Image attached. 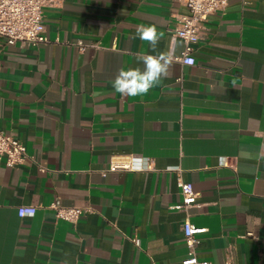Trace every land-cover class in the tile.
Returning a JSON list of instances; mask_svg holds the SVG:
<instances>
[{
  "label": "crops",
  "instance_id": "obj_1",
  "mask_svg": "<svg viewBox=\"0 0 264 264\" xmlns=\"http://www.w3.org/2000/svg\"><path fill=\"white\" fill-rule=\"evenodd\" d=\"M187 12L179 0H63L44 9L47 42L0 38V130L28 154L0 159V264H184L179 179L197 193V257L264 264V0L210 14L192 65L173 36ZM139 25L163 33L172 63L161 85L122 96L118 71L156 54ZM132 155L152 168L107 170ZM54 202L88 210L70 222Z\"/></svg>",
  "mask_w": 264,
  "mask_h": 264
},
{
  "label": "built area",
  "instance_id": "obj_2",
  "mask_svg": "<svg viewBox=\"0 0 264 264\" xmlns=\"http://www.w3.org/2000/svg\"><path fill=\"white\" fill-rule=\"evenodd\" d=\"M188 7V12L179 16L173 36L182 38L185 48L181 56L176 57L184 64L195 63L193 55L194 45L202 38L204 22L209 15L218 9L227 6L228 0H179ZM63 0H0V38L9 44L37 46L47 42L45 24L43 21L44 9L49 6H58ZM80 50L87 46L98 48L99 42L85 43L78 40ZM191 61L189 64L188 61ZM28 157L26 145L16 136L0 130V159H4L8 166L22 164ZM152 168V160L142 156H128L125 159L111 160L107 170H149ZM179 187L182 195V203L178 208L186 212L183 221V232L189 256L183 260L184 264H214L209 260H201L197 257L196 249L200 242L198 234L204 228L196 226L189 214V208L196 204L197 193L190 182L179 179ZM56 210L58 218L70 222L77 221L88 208L82 206H65L60 202L51 205ZM35 205H22L18 208L20 217L32 216L36 212ZM31 211L33 214L29 215ZM139 242L138 238H133ZM226 264H235L228 260Z\"/></svg>",
  "mask_w": 264,
  "mask_h": 264
},
{
  "label": "clouds",
  "instance_id": "obj_3",
  "mask_svg": "<svg viewBox=\"0 0 264 264\" xmlns=\"http://www.w3.org/2000/svg\"><path fill=\"white\" fill-rule=\"evenodd\" d=\"M136 36L146 42L155 55L138 54L136 60L143 64V68L135 67L127 70L121 68L112 82L116 93L122 96H142L152 88L161 85L163 79L169 75V68L172 63V55L168 52H158V45L163 38V33L157 31L156 26L139 25L136 28ZM135 38V37H134ZM190 64L191 61L189 60ZM29 215L33 214L31 211Z\"/></svg>",
  "mask_w": 264,
  "mask_h": 264
}]
</instances>
